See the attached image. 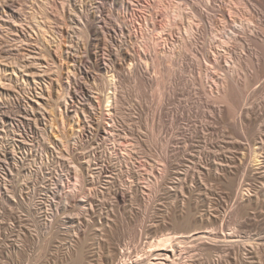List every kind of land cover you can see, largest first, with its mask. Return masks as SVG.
Segmentation results:
<instances>
[{
  "label": "rangeland",
  "instance_id": "374dc122",
  "mask_svg": "<svg viewBox=\"0 0 264 264\" xmlns=\"http://www.w3.org/2000/svg\"><path fill=\"white\" fill-rule=\"evenodd\" d=\"M235 1L163 0L183 6L182 24L194 14V28L182 38L177 16L153 47L147 16L162 19L166 11L157 0H0L16 11L0 13V120L12 119L0 130V264H112L123 250L132 260L158 238L192 230L217 236L187 244L178 264H264V0H244L247 8ZM225 9L231 21L221 28L235 32L220 46V24L208 21ZM240 13L252 21L244 29ZM94 14L105 27L103 44L84 34ZM93 49L125 72L111 112L105 71L88 58ZM142 52L159 56L163 72L169 67L163 80L145 67L150 74L133 77L130 64L138 68ZM81 58L98 79L76 68ZM76 75L92 86L95 101L83 90L81 102L72 100ZM66 101L78 111L73 120L64 114ZM253 147L261 164L252 162ZM76 167L81 189L50 202L53 188L61 193L65 181L73 183ZM120 189L129 195L123 203L115 197Z\"/></svg>",
  "mask_w": 264,
  "mask_h": 264
},
{
  "label": "bare ground",
  "instance_id": "6f19581e",
  "mask_svg": "<svg viewBox=\"0 0 264 264\" xmlns=\"http://www.w3.org/2000/svg\"><path fill=\"white\" fill-rule=\"evenodd\" d=\"M68 1V0H67ZM114 1H116L117 2V4L119 3V4H122V5H125L126 6V4L128 3V2H130V1H132V0H114ZM157 1H159L158 2V5H156V8H160L159 10H163L164 8H166V9H164V10H166V11H163V14H162V16H163V18L162 19H159V15H161V14H156L154 11H153V14H152V16H147V20H146V23L147 22H149V24H147V25H149V27L150 28H152L151 30H149L150 28H148V31H149V38H148V40H149V43H150V45H154L153 47H155L157 44H159V42H161L162 43V41H160V39H161V37L163 36L164 37V31L166 30V29H168L170 26H172V22H173V20L177 17V16H180L181 18V20H179V21H177L178 22V25L179 26H181V28L182 29H180V30H182V33H181V37L182 38H186V35L184 34V33H188V34H190V32H191V30L194 28V14H191L190 15V18H189V21L187 22V24H182L181 22H183V16L185 15L184 13V8H183V6H174L173 4H170V6H165L164 4H162V2H163V0H157ZM243 1L244 0H236L235 1V3H237V5H239V6H241V5H243ZM255 1V0H254ZM65 2V1H64ZM73 2V1H72ZM75 2V1H74ZM113 2V1H112ZM248 2V1H247ZM261 2V1H260ZM260 2H258V4L260 5ZM69 3V2H68ZM67 3V4H68ZM115 3V2H114ZM222 3H224L223 1H222ZM1 4V3H0ZM6 4V3H5ZM2 5V6H0V9H1V15L3 16V15H7V13L9 14V16H15L16 15V11H15V8L13 7V5L12 4H9V5ZM118 4V5H119ZM157 4V3H156ZM247 4V3H246ZM257 4V5H258ZM264 4V3H263ZM63 5H64V3H63ZM121 5V6H122ZM168 5V4H167ZM236 5V6H237ZM56 6V5H55ZM57 6H58V4H57ZM56 6V7H57ZM107 6V5H106ZM220 6V5H219ZM244 7H248V4L247 5H243ZM242 6V7H243ZM56 7L54 8V9H56ZM71 7V6H70ZM103 7V6H102ZM124 7V6H123ZM250 7V6H249ZM252 7V6H251ZM79 8V7H78ZM108 8V7H107ZM127 8V7H126ZM156 8H155V10H156ZM220 8H221V6H220ZM241 8V7H240ZM257 8H259V7H257ZM111 9V8H110ZM181 9H183V10H181ZM242 9V8H241ZM244 9V8H243ZM251 9V8H250ZM264 9V8H263ZM262 9V10H263ZM113 10V9H112ZM116 9H114V11H115ZM159 10H156V11H158L159 12ZM219 10V9H218ZM217 10V11H218ZM247 10V9H246ZM249 10V9H248ZM55 11H57V9L56 10H54V12ZM104 11V10H103ZM109 11V10H108ZM111 11V10H110ZM113 11V12H114ZM197 11V10H196ZM199 11V10H198ZM220 11H221V9H220ZM226 9H225V11H224V15L221 13V15H219V14H214L213 16L212 15H210V17H209V21L208 22H210V24H215L216 26H219V24H220V27H219V30H221L222 32H223V35H221L220 37L221 38H223V40H221V42L219 43V45L220 46H223L224 45V43L225 42H229L230 41V39H233L234 38V30L232 31V32H228V30H224V24H227L226 22H227V20H226V17H225V14H226ZM257 11V10H256ZM259 11V10H258ZM98 12V11H97ZM101 13H102V11H100ZM208 12V11H207ZM241 12V11H240ZM243 12H245V10L243 11ZM250 12V11H249ZM95 13V12H94ZM111 13V12H110ZM119 13V12H118ZM209 13V12H208ZM45 14V13H44ZM100 14V13H99ZM104 14V13H103ZM107 14V13H106ZM109 14V13H108ZM196 14V13H195ZM198 14H200V16H202L201 15V13L200 12H198ZM212 14V13H211ZM239 14V13H238ZM241 14V13H240ZM246 14V13H245ZM245 14H244V16L242 15H239V17H240V21H241V23H240V25H238V27H241V28H243V27H245V26H247V25H249L252 21H251V18L250 17H247V16H245ZM252 14V13H251ZM0 15V16H1ZM48 14H46V17H48L47 16ZM55 15V17L57 18L58 16H56V14H54ZM112 15V14H111ZM110 15V16H111ZM158 15V16H157ZM197 15V14H196ZM204 16L206 15V14H203ZM258 16L259 15H261V14H257ZM83 16V15H82ZM204 16H202V17H204ZM209 16V15H208ZM264 16V15H263ZM45 17V18H46ZM12 18V17H11ZM55 18V19H56ZM110 18V17H109ZM112 18V17H111ZM207 18V17H206ZM262 18V17H261ZM54 19V18H53ZM205 19V18H204ZM205 20H208V19H205ZM55 21V20H54ZM57 21H59V19L57 20ZM57 21H55V22H57ZM102 20H101V18H100V16L99 15H97V14H94L92 17H90L89 19H87L86 21H85V24H84V27H85V29H84V34H86L87 33V35L89 36V38L93 41V40H95V42H97V45L98 44H103L104 42H105V36L103 37V35H104V31H103V29L105 28H103L102 29V27L99 25L100 24V22H101ZM164 21V22H163ZM231 20H228V22H230ZM236 20H233L232 22H235ZM207 22V21H206ZM47 23V22H46ZM236 23V22H235ZM263 23V22H262ZM171 24V25H170ZM237 24H239V23H237ZM81 25V24H80ZM102 25V24H101ZM214 25V26H215ZM222 25H224L222 28H221V26ZM263 25H264V23H263ZM263 25H262V27H263ZM114 26H117V25H114ZM211 26V25H210ZM236 26V25H235ZM122 27V26H121ZM237 27V26H236ZM237 27V28H238ZM261 27V28H262ZM108 28V27H107ZM112 28V27H111ZM116 28V27H115ZM109 29V28H108ZM211 29V28H210ZM213 29V28H212ZM244 29V28H243ZM113 30V29H112ZM124 29H122V31H123ZM185 30V31H184ZM214 30V29H213ZM260 30V29H259ZM262 30H263V28H262ZM108 31V30H107ZM125 31V30H124ZM215 31V30H214ZM126 32V31H125ZM262 32V31H261ZM129 34V33H128ZM226 34H227V38L225 37L226 36ZM109 35V34H108ZM216 35H219L218 33L216 34ZM87 36V37H88ZM114 37V36H113ZM188 37V36H187ZM111 38V37H110ZM114 39H116V38H114ZM90 41V40H89ZM106 41H107V39H106ZM111 41H114V40H112L111 39ZM108 42V41H107ZM105 43V45L107 44V45H109L108 43ZM116 42V41H115ZM120 42V41H119ZM166 42V40L163 42V43H165ZM93 43V42H92ZM112 43H114V42H112ZM263 43H264V40H263ZM164 45V44H163ZM96 46V45H95ZM110 46H113V45H111L110 44ZM109 46V47H110ZM166 46V45H165ZM97 47V46H96ZM167 47V46H166ZM91 48V47H90ZM96 49V48H95ZM108 49V48H107ZM111 49H113L112 47H111ZM110 49V50H111ZM155 49H157V48H155ZM255 49V48H254ZM92 50V49H91ZM94 50V49H93ZM105 50V49H104ZM103 50V51H104ZM253 50V49H252ZM114 51H116V50H114ZM258 51V50H257ZM111 52V51H110ZM112 52H113V50H112ZM117 52V51H116ZM155 52H157V50L155 51ZM252 52V51H251ZM255 52V51H254ZM263 52V51H262ZM261 52V53H262ZM114 53V52H113ZM112 53V54H113ZM143 54H144V52H142ZM249 53V52H248ZM253 53V52H252ZM99 53H97V51L95 52V50L94 51H91V53H90V57H88L90 60H91V65L93 64V65H95V66H93V68L94 69H101V70H104L105 71V73H103V75H104V82H103V84H105L106 86H107V88L104 90V96H103V99H104V102L106 103V111L107 112H111V110H112V107H113V105H114V103L116 102L115 101V89H117V81H118V79H117V77H119V79L120 78H122V76H123V74H121V73H123L124 71L121 69V68H119V70H118V67L116 66L117 64H115L113 61H111L110 59H108V60H110V61H106V62H104V61H101V59H100V55H98ZM110 54V53H109ZM120 54V53H119ZM131 54V53H130ZM104 55H105V53H104ZM116 55V54H115ZM145 56L143 57V58H145V59H143V58H141V60H140V62H138L139 64H140V66H143L142 67V69L145 67L148 71H149V68H150V73H152V72H154L155 73V75H154V73H153V75H152V78L153 79H155L156 81H159L162 77H164V75L166 74V72L165 71H167L166 69L168 68V71H169V67H166V69L164 70V72L162 71V70H160V69H162V67L160 68V66L161 65H163L164 64V61H163V64H162V62H160V61H158V57L159 56H152V57H149L150 55L146 52L145 54H144ZM100 56V57H99ZM125 56V55H124ZM130 56V55H129ZM105 57H106V55H105ZM112 57V56H111ZM133 57V56H132ZM154 57V58H153ZM263 57V56H262ZM109 58V57H108ZM125 58H127V56H125ZM149 58L150 59H152L151 61V63H150V60H149ZM259 58V57H258ZM103 59V58H102ZM116 59H117V57H116ZM130 59H131V57H130ZM264 59V58H263ZM262 59V60H263ZM78 60V59H77ZM86 60H88V59H86V58H81L80 59V61H79V63L76 65V63H75V65H76V68H78L80 71H82L83 73H85L87 76H93L94 74H91L92 72H91V68L92 67H87V66H84L85 64V61ZM105 60V59H104ZM168 60V59H167ZM166 60V61H167ZM261 60V59H260ZM133 61V60H132ZM172 61V60H171ZM87 62V61H86ZM128 62H129V60H128ZM117 63V62H116ZM126 63V62H125ZM137 63V64H138ZM130 64V63H129ZM129 64H127V65H129ZM133 64H135V66H136V63H131L130 65H131V67H130V70H132L131 72H132V74H133V77L135 76V77H137L138 79H139V77L141 78H143V77H145L144 76V74H143V71H144V69L142 70V69H140L139 67V64H138V68L137 67H135V66H133ZM173 64V63H172ZM74 65V64H73ZM74 65V66H75ZM87 65V64H86ZM120 65H121V63H120ZM175 65V64H174ZM90 66V65H89ZM164 66V65H163ZM166 66V65H165ZM165 66H164V68H165ZM168 66V65H167ZM95 67H97V68H95ZM121 67H123V66H121ZM74 68V67H73ZM128 68V67H127ZM210 68V66L209 65H207V69H209ZM77 69V70H78ZM94 69L92 70V71H94ZM124 69V68H123ZM126 69V68H125ZM124 69V70H125ZM173 69V68H172ZM71 71L70 72H72V74L73 75H75V74H78L79 73V71H78V73H75L74 74V69L72 70V69H70ZM76 70V71H77ZM120 70H122L123 72H121ZM148 71H144V72H147V73H149ZM165 73L164 75L162 74V73ZM171 72V71H170ZM169 72V73H170ZM94 73V72H93ZM125 73V72H124ZM128 73V72H127ZM126 73V74H127ZM146 73V74H147ZM149 73V74H150ZM80 75L82 74V73H79ZM78 74V75H79ZM97 74V73H96ZM159 74H162V75H159ZM168 74V73H167ZM72 75V76H73ZM78 75H76V80L75 79H73V77H69L70 79V81H72V79L73 80H75V81H77V88H75V89H70L69 88V90H68V94L70 95V97L72 98V100H74L75 102H81V96L79 95V93L77 92V90H83V92H84V94H85V97H87L86 95H88V97L91 99V100H93V101H95V99L96 98H98L97 96L95 97V94H94V90L92 91L91 90V87L92 86H89L88 84H87V82H85V83H83V82H79L78 83V80H80V79H78L77 78V76ZM80 75H79V77H80ZM69 76V75H68ZM71 76V75H70ZM85 76V75H84ZM97 79H98V77L96 76V75H94ZM93 76V77H94ZM101 76V75H100ZM128 76H129V74H128ZM127 76V77H128ZM130 76H131V73H130ZM147 76H148V74H147ZM95 78V79H96ZM126 78V77H125ZM124 78V79H125ZM148 78H149V76H148ZM147 78V79H148ZM78 79V80H77ZM90 79V78H89ZM94 79V80H95ZM129 79V78H128ZM132 79H134V78H132ZM161 80H163V79H161ZM80 81H82V79L80 80ZM87 81V80H86ZM142 81H143V79H142ZM152 81V80H151ZM155 81V82H156ZM60 82V81H59ZM149 82V81H148ZM160 82V81H159ZM58 83V82H57ZM153 83V82H152ZM68 84V83H67ZM70 84V83H69ZM75 84V85H76ZM60 85H61V83H60ZM63 85V84H62ZM73 85V84H72ZM71 85V86H72ZM157 85H159L158 83H157ZM70 86V85H69ZM67 87V86H66ZM74 87V86H73ZM65 99H66V97H65ZM88 99V98H87ZM67 100V99H66ZM90 100V101H91ZM69 101V100H68ZM86 101V100H85ZM115 101V102H114ZM64 102V101H63ZM84 102V101H83ZM37 105L38 106H40L42 103H40L39 101H37ZM66 103H67V101H66ZM91 104H92V102H90ZM71 105L69 106V102L67 103V106H66V108L64 109V114H65V116H70L69 118L70 119H74V117H71V116H74V115H76V112L78 113V111H76V110H74V108H73V104L72 103H70ZM91 104H89V105H91ZM3 105V104H2ZM66 105V104H65ZM78 105V104H77ZM41 106H43V104L41 105ZM40 106V107H41ZM75 106V105H74ZM82 106V105H81ZM85 106V105H84ZM32 107V106H31ZM33 107H35V106H33ZM37 107V106H36ZM39 107V108H40ZM87 107V106H86ZM89 107H91V106H89ZM80 109V106L79 107H76V109ZM23 109V108H22ZM33 109V108H32ZM35 109L36 108H34V110L33 111H35ZM38 109V108H37ZM41 109V108H40ZM83 109V108H82ZM85 109V108H84ZM222 109V108H221ZM25 112H26V114H28L29 116H31V114H33V113H31L32 111H31V109H29V108H26L25 107V109H23ZM89 110V109H88ZM2 111V110H1ZM21 111V110H20ZM23 111V112H24ZM75 112V114H74V112ZM91 111V110H90ZM22 112V113H23ZM80 112V111H79ZM61 113V112H60ZM83 113V112H82ZM85 113H86V111H85ZM25 114V113H24ZM35 114V113H34ZM64 114H63V116H64ZM84 114V113H83ZM10 116V115H9ZM8 115H6V114H3L2 115V118H1V120H0V130H1V127L2 128H6L7 127V124H8V121H11L12 122V119L9 117ZM79 116H80V114H79ZM78 116V117H79ZM67 117V118H68ZM61 118H64V117H61ZM60 118V119H61ZM66 118V117H65ZM64 118V119H65ZM66 118V119H67ZM33 119H34V117H33ZM64 119H61V120H64ZM14 120V119H13ZM25 120V119H24ZM35 120H36V118H35ZM34 121V120H33ZM62 122V121H61ZM36 125V124H35ZM8 127H9V125H8ZM105 127H107V126H105ZM99 128L100 127H98V130H99ZM104 128V127H103ZM102 128V129H103ZM101 129V128H100ZM106 129V128H105ZM101 132V131H100ZM59 138V137H58ZM62 139V138H61ZM262 139V138H261ZM60 140V139H59ZM263 140V139H262ZM61 141V140H60ZM263 144V143H262ZM259 147H260V145H259ZM36 149V148H35ZM123 151V150H122ZM12 152H14V151H12ZM262 153H264V151L262 152ZM13 154V153H12ZM11 154V155H12ZM123 154V156H126V154L125 153H122ZM263 155V154H262ZM251 156H252V162H254V163H256V164H261L260 162H262L261 161V158H260V156H261V152L259 151V148L257 147H253L252 148V150H251ZM8 157H9V155H8ZM14 157V156H13ZM264 157V156H263ZM96 159V158H95ZM17 161V160H16ZM99 161V160H98ZM90 162V161H89ZM88 162V163H89ZM102 163V162H101ZM96 164H97V162H96ZM105 164V163H104ZM104 164H103V166H104ZM99 166V165H98ZM105 166H106V164H105ZM101 167V173L102 172H106V167ZM108 167V166H107ZM262 167H264V162H263V166ZM85 168V167H84ZM88 168H89V166H88ZM87 168V169H88ZM91 168V167H90ZM80 168H77L76 167V169L74 170L75 171V173H74V181H73V183H70V184H68L67 183V181H65V187L62 189V192L60 193V186L58 185L57 187H55V188H53V191H52V193L49 195V200H50V202H52L53 201V199L55 198H60V201L59 202H64V200H66V201H68L69 200V197L70 196H72V195H70V191H76L77 189H81L80 187V184L82 183V171H80L79 170ZM108 172V171H107ZM110 172V171H109ZM108 172V173H109ZM101 173H99V174H101ZM107 175V174H106ZM73 176V175H72ZM238 185V184H237ZM68 188V189H67ZM121 190V189H120ZM117 191V190H116ZM46 192H49V190H46ZM51 192V191H50ZM128 193V192H127ZM127 193L126 192H124V191H117V193H116V198H118V200L120 201V202H124V201H126L127 200V196H129V195H127ZM47 197V196H46ZM52 197H53V199H52ZM97 198V197H96ZM32 199H33V197H32ZM32 199H31V201H32ZM91 199V198H90ZM94 199V198H93ZM57 200V199H56ZM113 201H115L114 199H112ZM117 200V199H116ZM183 200V199H182ZM91 201V200H90ZM112 201V202H113ZM92 202V201H91ZM32 203V202H31ZM127 203V202H126ZM182 204H183V202H181ZM185 203V202H184ZM112 204V203H111ZM116 204V203H115ZM115 204H113V205H115ZM94 205V204H93ZM113 205H112V207H113ZM59 206V205H58ZM120 206V205H119ZM189 218V217H188ZM58 220V219H57ZM114 221V220H113ZM109 223V222H108ZM103 224V223H102ZM105 225V224H104ZM103 226V225H102ZM112 226V225H111ZM110 226V227H111ZM112 228V227H111ZM109 230V229H108ZM80 236V239H78V237H77V245H74V246H76L75 248H76V252L79 254V256L81 257V256H83L84 255V246H85V238L82 236V235H79ZM83 238H82V237ZM214 236H217V235H215V234H212V232H210V231H194L193 232V230H192V232L190 233V234H174V235H166V236H162V237H160V238H158L157 240H155V242H153L151 245H150V248H148L149 250L146 252V251H142L143 253H141V254H137L136 256H134V258L132 259V260H128L125 256L127 255V253H126V250H123V251H121V253H118L116 256V258L114 257L115 255H113V258L114 259H116V260H114L113 261V259H112V261H111V263L112 264H178V261L179 260H182V259H184L187 255V251H186V249L188 248L186 245L187 244H189V243H194L195 241H197L198 239L200 240V239H205V240H208V239H212ZM212 237V238H211ZM231 237H232V235H231ZM264 238V237H263ZM262 238V239H263ZM215 239H217V238H215ZM209 240V241H210ZM75 241H76V239H75ZM74 241V242H75ZM201 241V240H200ZM208 241V242H209ZM212 241V240H211ZM204 242H206V241H204L203 240V244H204ZM262 243H264V242H262ZM215 244V243H214ZM209 252V251H208ZM189 253V252H188ZM116 254V253H115ZM212 254V253H211ZM210 254V255H211ZM78 256V257H79ZM120 257V259H118V261H117V258H119ZM83 258V257H82ZM191 258V257H190ZM117 261V262H116ZM183 261V260H182ZM181 262V261H180Z\"/></svg>",
  "mask_w": 264,
  "mask_h": 264
}]
</instances>
